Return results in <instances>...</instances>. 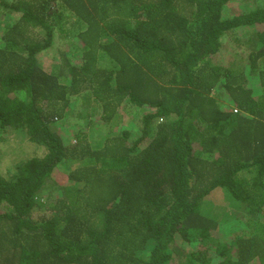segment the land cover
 Wrapping results in <instances>:
<instances>
[{
  "label": "trees",
  "instance_id": "trees-1",
  "mask_svg": "<svg viewBox=\"0 0 264 264\" xmlns=\"http://www.w3.org/2000/svg\"><path fill=\"white\" fill-rule=\"evenodd\" d=\"M227 2L0 0V264H264V6Z\"/></svg>",
  "mask_w": 264,
  "mask_h": 264
},
{
  "label": "rangeland",
  "instance_id": "rangeland-1",
  "mask_svg": "<svg viewBox=\"0 0 264 264\" xmlns=\"http://www.w3.org/2000/svg\"><path fill=\"white\" fill-rule=\"evenodd\" d=\"M55 3L57 2H51L50 3V7H54L53 5H55ZM58 4L55 5L54 9L57 10H64V7ZM257 5H261L264 6V0H228V2L225 4L223 10H222V16H229L232 14H237V13H241V12H245L246 10H249V6H257ZM70 12V13H67ZM65 13L69 14L71 18L74 17V15L71 13V11H66ZM12 15V14H11ZM17 15V14H16ZM66 15V14H65ZM5 19V14L0 12V20H4ZM37 30H34V32H36ZM243 30L241 29H232L230 31H228L226 33V35H224V37L222 38V45L220 50L217 52L216 56L213 58L212 61H220L223 63H229V56H234V57H240L242 55V48L243 47H239V42L238 40H236V38H240V36H242ZM59 40V38L55 35L54 36V42L53 45L41 52L38 53L37 55V59L40 62V64H42L43 66H47L48 68H52V64L53 61L56 60V56H57V47L62 45V43L57 42ZM65 46V45H64ZM246 51V50H245ZM252 87L254 88V92L255 93H259L261 92V90L263 89L260 80L257 79V81L252 85ZM119 114H118V118L122 119L121 123H123V120L126 121V119L128 120H132L136 126H138V121L139 118L141 116L142 110H139V108H134L132 107L129 103L128 104H122L120 105L119 108ZM96 129L94 131L90 132V136H91V143H94L96 141V139L100 138L104 133H105V128L99 126L98 124H95ZM25 144V143H24ZM25 150L28 154H30L36 146H34L32 143L30 144H25ZM13 148L18 150L17 146L13 144ZM34 147V148H33ZM6 148H10V145H7ZM37 148V152L39 153V155H41V151L43 150L42 148ZM7 164V162H0L1 167L5 166ZM62 176V171L60 170H56L54 172V178H61ZM48 190V189H47ZM45 192V190H44ZM49 192H45V194H47ZM53 194V192H51ZM55 194L57 195V193L55 192ZM221 193L216 192L215 195H213V201L218 198L220 196ZM42 197L44 198L45 195H42ZM40 198V200L42 201L43 198ZM215 197V198H214ZM51 213L50 210L46 209V206L42 205L41 207L34 209L32 212V215L35 219H38L39 217H42L43 215H49Z\"/></svg>",
  "mask_w": 264,
  "mask_h": 264
}]
</instances>
